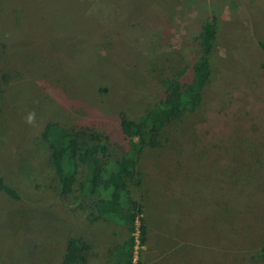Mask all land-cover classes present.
Returning a JSON list of instances; mask_svg holds the SVG:
<instances>
[{
    "label": "rangeland",
    "instance_id": "374dc122",
    "mask_svg": "<svg viewBox=\"0 0 264 264\" xmlns=\"http://www.w3.org/2000/svg\"><path fill=\"white\" fill-rule=\"evenodd\" d=\"M213 13L221 28L204 99L137 165L151 206L135 264H264L253 256L264 243V0H0V68L12 74L0 177L39 175L47 119L116 128L120 110L141 115L174 66L197 60L192 38ZM68 218L0 190V264H61L64 234L76 232ZM112 230L107 243L88 238L93 264Z\"/></svg>",
    "mask_w": 264,
    "mask_h": 264
},
{
    "label": "trees",
    "instance_id": "16d2710c",
    "mask_svg": "<svg viewBox=\"0 0 264 264\" xmlns=\"http://www.w3.org/2000/svg\"><path fill=\"white\" fill-rule=\"evenodd\" d=\"M219 21L216 13L204 20L200 32L192 38L201 46L197 60L190 69L174 66L161 80L163 95L141 115L133 117L120 110L116 128L92 123L87 116L74 121L47 119L38 135L42 143L37 159L39 175L0 177V190L10 198L34 207L56 204L72 216L68 222L76 232L64 234L66 255L61 264H93L94 243L88 238L103 240L107 228L113 229L114 244L100 246L98 256L113 263L106 260L102 264H134L138 239L142 245L148 240L146 211L150 208L137 192L143 186L137 165L146 150L162 147L171 123L201 105L212 79ZM1 71L0 114L3 86L12 79L11 73ZM93 227L99 228V233L93 234ZM263 255L264 243L253 256Z\"/></svg>",
    "mask_w": 264,
    "mask_h": 264
},
{
    "label": "crops",
    "instance_id": "0c3cea01",
    "mask_svg": "<svg viewBox=\"0 0 264 264\" xmlns=\"http://www.w3.org/2000/svg\"><path fill=\"white\" fill-rule=\"evenodd\" d=\"M82 232V231H81ZM91 238H94V236H91ZM107 238H109L108 237V234L106 235V237L105 238H103V242H105V243H107V241H105V239H107ZM62 239V238H61ZM106 246V245H105ZM108 246H106L105 248H107ZM102 261H104V257L101 259ZM105 260H107V261H109L108 259H105Z\"/></svg>",
    "mask_w": 264,
    "mask_h": 264
},
{
    "label": "built area",
    "instance_id": "2783aa9c",
    "mask_svg": "<svg viewBox=\"0 0 264 264\" xmlns=\"http://www.w3.org/2000/svg\"><path fill=\"white\" fill-rule=\"evenodd\" d=\"M136 255H137V254L135 253V257H136ZM134 264H135V258H134Z\"/></svg>",
    "mask_w": 264,
    "mask_h": 264
}]
</instances>
